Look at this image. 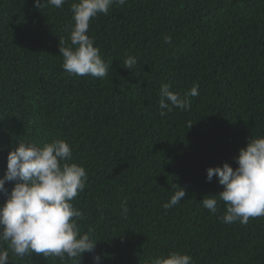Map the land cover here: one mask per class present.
Here are the masks:
<instances>
[{"label":"trees","instance_id":"obj_1","mask_svg":"<svg viewBox=\"0 0 264 264\" xmlns=\"http://www.w3.org/2000/svg\"><path fill=\"white\" fill-rule=\"evenodd\" d=\"M73 2L56 9L44 0L37 9L33 0H0V177L19 141L62 139L70 163L86 170L73 204L102 264H145L169 251L194 264H264V217L226 224L223 201L216 214L199 203L222 190L215 176L206 180V168H235L238 149L264 136V0L113 5L90 19L87 33L111 61L104 78L62 68L59 39L69 42ZM128 55L137 59L129 70ZM194 83L199 95L189 110L159 115L161 84L183 94ZM177 185L186 195L165 210ZM9 264L74 262L10 253ZM79 264H93L92 254Z\"/></svg>","mask_w":264,"mask_h":264},{"label":"clouds","instance_id":"obj_2","mask_svg":"<svg viewBox=\"0 0 264 264\" xmlns=\"http://www.w3.org/2000/svg\"><path fill=\"white\" fill-rule=\"evenodd\" d=\"M67 0H46L60 9ZM40 9L44 0H33ZM127 0H78L70 5L72 23L68 41L59 39V53L63 57L62 68L77 76L91 75L104 78L108 75L111 61L101 58L94 40L87 35L89 21L98 14L107 15L113 5L123 6ZM164 42L172 44L171 37ZM137 64L134 56L128 55L124 68L133 69ZM198 85L183 94L171 91L170 84H161L159 115L166 116L173 108L189 110L191 97L199 95ZM166 110V111H165ZM193 123H189L191 127ZM72 148L67 141L53 139L42 146L34 142L19 141L8 151L6 170L0 177V194L5 200L0 205V264H9V254L24 258L33 253L44 257L71 260L79 264L84 253L92 254L93 264H102V254L95 252L96 243L89 232H81L79 222L84 212L73 201L84 191L88 179L83 166L70 163ZM236 167L228 163L206 168V180L215 176L222 190L215 195H206L200 204L213 214L218 211V200L224 202V214L219 217L226 224L247 225L250 218L264 217V136L249 137L244 147L234 157ZM6 182L13 184L11 190ZM178 186V185H177ZM186 195L184 188L178 190L162 204L165 210L178 205ZM121 212L128 213L127 200L121 202ZM145 264H194L186 253L169 251Z\"/></svg>","mask_w":264,"mask_h":264}]
</instances>
